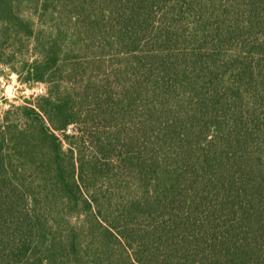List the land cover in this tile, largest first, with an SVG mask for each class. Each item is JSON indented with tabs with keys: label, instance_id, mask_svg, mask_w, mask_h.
<instances>
[{
	"label": "trees",
	"instance_id": "1",
	"mask_svg": "<svg viewBox=\"0 0 264 264\" xmlns=\"http://www.w3.org/2000/svg\"><path fill=\"white\" fill-rule=\"evenodd\" d=\"M24 47L0 264H264V0H0Z\"/></svg>",
	"mask_w": 264,
	"mask_h": 264
},
{
	"label": "rangeland",
	"instance_id": "2",
	"mask_svg": "<svg viewBox=\"0 0 264 264\" xmlns=\"http://www.w3.org/2000/svg\"><path fill=\"white\" fill-rule=\"evenodd\" d=\"M32 48H7L0 57V117L15 107L45 97L49 86L40 82L25 81L26 69L34 59ZM44 89V94L40 93Z\"/></svg>",
	"mask_w": 264,
	"mask_h": 264
},
{
	"label": "built area",
	"instance_id": "3",
	"mask_svg": "<svg viewBox=\"0 0 264 264\" xmlns=\"http://www.w3.org/2000/svg\"><path fill=\"white\" fill-rule=\"evenodd\" d=\"M40 93L41 94H44V89H40Z\"/></svg>",
	"mask_w": 264,
	"mask_h": 264
}]
</instances>
